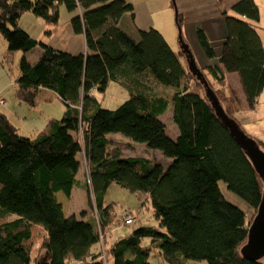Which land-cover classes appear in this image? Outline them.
<instances>
[{
  "label": "trees",
  "instance_id": "16d2710c",
  "mask_svg": "<svg viewBox=\"0 0 264 264\" xmlns=\"http://www.w3.org/2000/svg\"><path fill=\"white\" fill-rule=\"evenodd\" d=\"M61 6L72 14L74 33L84 34L86 54H69L20 27L23 15L32 13L50 27V36L58 27ZM232 10L260 22L255 0H241ZM133 11L126 0H0L6 59L23 53L15 81L17 100L35 107L39 92L47 89L65 106L63 117L50 120L35 139L21 136L0 112V264H103L101 235L106 252L107 229L117 223L127 226L125 212L120 220L116 204L105 203L111 185L135 194L145 206L149 203L157 224L138 228L110 247L114 264H152L155 259L164 264L190 260L264 264L242 256L253 219L226 199L220 187L225 183L228 191L258 212L263 181L217 116L204 84L189 68L187 54L174 51L156 29L140 31L135 40L118 26ZM226 29L219 55L207 34L198 30L201 49L217 64L206 70L196 64L227 116L236 121L240 101L235 99L233 111L228 103L224 107L219 97L224 93L215 89L210 77L227 88L228 75L237 73L248 109H256L264 90V46L246 20L228 17ZM37 47L43 54L31 64L27 54ZM148 81L173 88V96L168 98ZM111 82L129 92V98L114 110L104 108L96 95L105 94ZM230 93L224 100L233 104L230 98L236 94ZM171 106L172 123L179 129L175 140L161 120ZM118 134L160 151L167 160L123 157L110 140V135ZM258 144L264 151V142ZM82 155L90 174L88 206L97 213L88 221L86 212L80 218L66 217L57 198L59 193L71 197ZM39 230L42 259L32 255Z\"/></svg>",
  "mask_w": 264,
  "mask_h": 264
},
{
  "label": "crops",
  "instance_id": "0c3cea01",
  "mask_svg": "<svg viewBox=\"0 0 264 264\" xmlns=\"http://www.w3.org/2000/svg\"><path fill=\"white\" fill-rule=\"evenodd\" d=\"M239 1L241 0H150L151 4L149 1L142 4V6L146 7V9L142 10L141 12H139V7H141V4L133 5L134 6L133 13H128L124 15L122 19L118 22V26L135 40H138L140 31H148L150 29H156L165 37L168 44L176 52H180L182 50L181 48L182 41L180 40V34H181L183 38V42L189 46V49L192 52L198 66L199 67L202 66L200 68L202 70L203 69L206 70L207 68L216 65L217 60L216 59L210 60L205 56L203 50L199 45L197 39V32L198 30H203L207 34L210 42L212 43L213 47L216 50L217 55H219L222 42L227 37L226 19L228 17H235L241 20H246L256 30L264 46V26L262 25L263 18H262V10H261L262 6L264 5V0H255L261 12V19L260 22L258 23L249 21L245 17L237 15L236 13L233 12L232 10L233 5ZM132 14L134 15V17L132 16ZM158 14L160 15L158 19H156V15ZM179 20L181 22L180 26L178 24ZM127 22L132 23L131 29H129L127 26L124 25V23ZM178 28H180L181 31L179 30L178 32L177 30ZM27 32L29 33V31ZM44 35L49 39L47 40L43 37H36V38L34 37V38L42 42L45 41L44 43L54 46L55 48L64 50L74 56L87 53V44L84 34H80V35L70 34L67 42L63 44L57 40H55L54 43L53 39L55 38L56 34H51L50 36H47V34ZM42 54H43V50L40 47H37L27 54V58L31 64H35L39 61ZM211 81L213 83L215 82L213 80ZM215 89L217 90V88ZM225 89H227L228 93H230V90H233L234 92L239 94L240 97L242 98L243 108L235 116L239 124L241 125L242 129L244 128L245 131L249 130L248 128L250 127L248 126L257 123L262 116V114L258 113L260 107L259 104L257 103V107L254 110L248 109L245 93L241 85L240 77L237 73H231L228 75V86ZM4 97L7 100V105L0 107V112L6 114L12 123L16 119H18L19 121L21 120L25 121V118H27L26 116L30 115V113L27 111L29 109V106L26 104H21L17 100L15 95L13 96L14 100L11 99L9 95H4ZM32 116L33 115H30V117ZM163 116H161V120ZM13 124L15 125V123ZM175 132H176L175 133L176 137L172 138L174 140L179 135L178 130H176ZM112 139H113V146L115 145L119 147L122 152H123L122 148L125 149L126 145L130 146L128 144L129 142H126L127 140H125L124 138L112 136ZM116 140H121L123 143H120ZM81 157L84 166H82L79 172V176H78L79 181L75 186L71 197L68 198L65 196L67 199L66 201L68 202L67 204L68 210L72 212L71 214H68L69 212H67L65 207H64V211L66 215H69V217L71 216L78 217L83 212H86V216L84 217V220L88 221L90 220V218L94 217V213L89 212L90 210L89 206L88 207L77 206L78 207L77 208L71 202L75 193H80L81 195H83L84 198H87L86 188L88 187L91 188L89 167L87 165L85 156L82 155ZM123 157L129 158L133 156L128 154V155H123ZM76 189H78L80 192H75ZM60 194L61 193L57 194V198H59ZM112 194L113 197H111ZM60 202L63 205H65V201L61 200ZM105 203L109 205L116 204V212L119 207L122 208L120 216L117 213L120 220L123 218L122 215L124 214V212H137L139 214V218L135 222V224L141 221V211L143 209V206L145 205H143V203L138 200L135 194H132L129 191L122 189L119 186L111 185L105 195ZM148 204L149 203H147L146 205ZM153 221L156 222L155 220ZM130 226L132 225H129V227L127 226L128 227L127 228L124 224L117 223L116 226L113 225L112 227L108 228L107 233L105 235L106 237L105 244L107 243L109 247H112L116 242L127 239L130 236H132V233L136 229H133L132 228L133 226L132 227ZM124 230L126 231L129 230L130 233L126 235L123 232H121L119 236L115 235V231L118 232ZM152 264H164V263H162L160 260L155 259L152 261ZM185 264H208V262L190 260L187 261Z\"/></svg>",
  "mask_w": 264,
  "mask_h": 264
},
{
  "label": "rangeland",
  "instance_id": "374dc122",
  "mask_svg": "<svg viewBox=\"0 0 264 264\" xmlns=\"http://www.w3.org/2000/svg\"><path fill=\"white\" fill-rule=\"evenodd\" d=\"M127 2H130V4L132 5H139L141 4V7H139V12H141L142 10H145L146 7H143L142 4L149 1L150 0H126ZM158 2V1H155ZM151 4V2H150ZM155 4V3H154ZM145 6V4H144ZM262 10V25L264 26V5L261 8ZM160 14L156 15V19H158ZM71 14L69 13V11L67 10V8L65 6L61 7L60 10V20L58 23V27L56 28V30L54 32H52V34H56L55 38L53 39L54 43L55 40L59 41L60 43H65L67 42V40L69 39L70 34H75L71 25ZM125 26H127L129 29L132 28V23L131 22H127L124 23ZM20 27L23 28L26 31H29V33L33 36V37H43L45 39H49L47 38L44 34H48V25H46V23L40 19L35 17L32 13H26L23 15L21 21H20ZM47 28V29H46ZM179 32V28L177 29ZM48 36V35H47ZM137 36V34H136ZM44 41V40H43ZM45 42V41H44ZM7 42L6 40L3 38L2 35H0V90H3L2 92H4V95H9L11 99H13V96L15 95V81L17 80V78L20 75V71H19V61L23 56L22 52H17L10 60L6 59V54H7ZM202 67V66H200ZM204 70V69H203ZM211 78V77H210ZM208 79V78H207ZM211 80H213L211 78ZM214 81V80H213ZM149 82V81H148ZM151 86L155 87L156 90H158L159 92L163 93L164 95H166L168 98L171 97V95L173 96L174 94V89L173 88H168V87H163L160 85H156L152 82H149ZM214 86L215 88H217V90H222L224 95L221 96L222 94H220V100L221 103L224 107L227 106L226 103H228V107L231 111H233L235 108H237V104H235V99L237 98L240 101V109L243 108V104H242V98L240 97L239 94H236V96L234 95V97L232 96L230 99V101L233 104H230V102L226 101L225 102V98L224 97H229L231 95V93L229 94L227 89H225V87L219 85L217 82H214ZM97 98L99 100V102L102 104V106L106 109H117L118 107H120L128 98H129V92L128 90L122 86L121 84L117 83V82H111L109 85V88L107 90V92L105 94H96ZM14 100V99H13ZM12 100V103H13ZM37 104L35 107H30L27 110L30 115H33L32 117L26 116L27 118H25L24 120L19 121L18 119H16L13 123H15L16 127L18 128L19 134L23 137H27V138H32L35 139L46 127V125L49 123L50 120L52 119H57L60 120L65 112V106L62 103V101L58 98V95L51 90H47V89H43L39 92L37 98H36ZM258 104H259V111L258 113L262 114L260 120L252 125H249L248 128L249 130H246L243 128H241L245 134L247 136H249L250 138H252L253 140H255L256 142H264V90L262 91V93L260 94L259 98H258ZM239 109V110H240ZM172 116H173V111H172V106L169 108V110L164 114L162 121L164 122V124L167 127V134L171 137V138H175L176 137V130L179 131L178 127L172 123ZM236 121L237 118L236 116H234ZM24 119V118H23ZM24 122V124H23ZM176 128V129H175ZM112 136H117L119 138H124L125 140H127L126 142H129L128 144L130 146H127L123 149L122 154L123 155H132L133 157H147L153 161H158L159 163H165V160H167V158L162 155V153L160 151H154L149 149L148 147H146V145L144 144H139L134 142L133 140L123 136V135H110V140H113L111 137ZM120 143H123L121 140H116ZM124 145V144H123ZM84 166V165H83ZM220 187L222 192L224 193L226 199L235 201L237 203L238 206H240L242 209L246 210V212L249 214V217H252V222L253 223L255 217L257 216V211H254L253 209H251L248 205H246L243 201H241L236 195H234L232 192L228 191L227 186L225 183L221 182L220 183ZM75 192H80L78 189L75 190ZM111 197H113V194L111 195ZM110 197V198H111ZM115 199V198H114ZM63 200L65 201V205H63L60 201ZM66 197L63 193H61L59 195L58 201L62 204L63 207V211H64V207L66 208L67 212H69L68 214H71L72 211L68 210V202L66 201ZM72 204H74L76 207H88V201L87 198H84L83 195H81L80 193H75L74 197L71 200ZM77 207V208H78ZM90 209V208H89ZM121 210L122 208L119 207L117 210V213L121 214ZM78 212V211H77ZM90 213H94L95 218L97 217V213L93 210H89ZM65 214V211H64ZM79 215V214H78ZM66 217H69V215H66ZM79 218L81 217V215L78 216ZM98 220V218H97ZM153 220H155L154 217V211L152 210L151 205H146L143 206V209L141 211V221L130 226L133 229H138L144 226H156V222H154ZM98 224V222H97ZM127 227V226H126ZM129 227V226H128ZM127 227V228H128ZM39 236L38 239L35 241V246L33 247L32 250V255H37V257L39 256L40 258H43V252L39 251L40 250V244L42 241V230H39ZM123 232L124 234L128 235L130 232L129 230H124V231H115V235L119 236L120 233ZM147 244V241H145L143 243V246L145 247V245ZM150 244V241H149ZM105 248H106V259H107V264H114L115 260L114 257L111 254L110 251V247L108 246V244H105ZM41 258V259H42ZM261 262L264 263V258H262L260 260Z\"/></svg>",
  "mask_w": 264,
  "mask_h": 264
},
{
  "label": "water",
  "instance_id": "95a60500",
  "mask_svg": "<svg viewBox=\"0 0 264 264\" xmlns=\"http://www.w3.org/2000/svg\"><path fill=\"white\" fill-rule=\"evenodd\" d=\"M180 40L182 41L181 48L188 56L187 60L189 62L190 70L204 84L206 88V96L211 102L217 116L230 130L231 135L235 138V140L246 153L247 157L251 160L264 184V151L260 148L259 144L255 140L245 134V132L235 120L227 116L216 94L210 88L207 80L204 78L201 70L198 68L196 60L190 51L189 46L183 42L181 34ZM241 254L245 259L250 261H260L262 258H264V192L257 216L249 228L247 243L242 248Z\"/></svg>",
  "mask_w": 264,
  "mask_h": 264
},
{
  "label": "built area",
  "instance_id": "2783aa9c",
  "mask_svg": "<svg viewBox=\"0 0 264 264\" xmlns=\"http://www.w3.org/2000/svg\"><path fill=\"white\" fill-rule=\"evenodd\" d=\"M7 103H6V100L5 98L3 97V92L0 91V107H3L5 106ZM139 217V214L137 212H125V224L127 226L129 225H132L136 222V220L138 219ZM98 227H99V233L101 235V229H100V226H99V222H98ZM103 240H104V236L101 235V249H102V255H101V260L103 262V264H107V259H106V254L104 252V243H103ZM71 264H77V263H71Z\"/></svg>",
  "mask_w": 264,
  "mask_h": 264
},
{
  "label": "bare ground",
  "instance_id": "6f19581e",
  "mask_svg": "<svg viewBox=\"0 0 264 264\" xmlns=\"http://www.w3.org/2000/svg\"><path fill=\"white\" fill-rule=\"evenodd\" d=\"M4 97V96H3ZM5 98V97H4ZM5 100H6V98H5ZM6 103H7V100H6ZM7 105V104H6Z\"/></svg>",
  "mask_w": 264,
  "mask_h": 264
}]
</instances>
